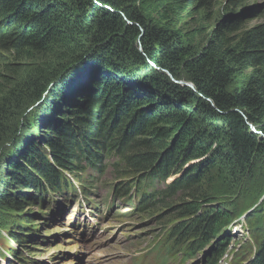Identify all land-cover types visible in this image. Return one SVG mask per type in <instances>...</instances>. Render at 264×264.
Instances as JSON below:
<instances>
[{
	"label": "trees",
	"instance_id": "16d2710c",
	"mask_svg": "<svg viewBox=\"0 0 264 264\" xmlns=\"http://www.w3.org/2000/svg\"><path fill=\"white\" fill-rule=\"evenodd\" d=\"M229 1L233 4L239 3V0ZM106 2L116 10V14H112L111 17L122 19L123 17L117 12L118 8L122 6L125 10L139 5L141 11L138 15H145L146 12L151 16L157 15L165 23H170L172 19H180L192 5L204 8L213 4L214 0H107ZM95 4L94 0H0V49L10 52L9 56H11L6 58V61L0 53L1 136L9 127L5 126V121L13 116L15 106L26 97H29L32 102L36 100L42 89H45V86L51 83L59 73L60 68L69 70L71 66H74L76 61L74 57H69V54H76L79 50L78 46L82 44H75L76 49L62 54L63 58L60 61L57 60L52 69L26 67L25 60L33 59L38 52H43L49 47L51 49V45L64 40L66 30L70 31L66 41L74 37V32L84 33L85 30L88 34L92 31L97 32L104 40L110 37L111 40L115 39L119 43L124 40L127 42L126 35L120 33L125 30L127 23H118L116 29L107 28L103 31L101 27H104V21L97 18L103 15L97 14L95 10L93 18L91 17ZM6 18H9L7 24L3 25V20ZM241 27L239 21L219 24L210 34L206 45L200 50L196 46L193 47V43L189 42V44L180 34L170 35L171 38H169L165 36L167 29H158L159 33L156 37L159 47L158 49L151 47L154 52L159 53L153 52L149 58L173 75L182 74L185 79L193 81L197 91L185 92L193 104L178 111V115L176 112L174 114L171 108L179 105H175L172 101L159 104L156 101L152 110H138L143 100L139 93L132 90L128 92L125 105H122L119 110L123 119L121 122H124V125L128 118H132L130 117L132 113L134 116L140 111L134 123L138 135H145L146 132L151 131L154 138L161 136L157 139L159 143H155L161 152L159 151L160 159L157 161L158 166L155 167L153 174L141 180H139L140 176L134 180L126 179L128 184L120 185L124 189L123 195L126 199L136 198L137 209L140 212L147 210L153 204L166 201L177 193H184V196L188 197L187 192L203 180H208L210 174L214 175L212 174L214 171L219 179H228L229 174L238 172L237 169L244 172L249 168L253 157L250 155L251 150L264 152L261 147L256 148L264 147V143H259L250 131L251 126L248 123L249 121L259 127L263 124L264 25L237 34ZM114 31H116L115 34ZM136 31L139 30L136 29ZM139 34L140 32H135L134 36L137 37ZM149 40L147 38V41ZM91 44H87L84 48L89 49ZM109 44L110 42L107 46ZM118 47L119 45H115L112 49L115 50L109 51L111 55L101 63L104 70L98 74L94 84H91V87L87 84L86 89L80 90L74 96L75 98L67 102V105L69 103L73 105L76 101L87 100L86 107L84 106L85 111L81 109L77 111L86 113V116L74 114L77 115L75 118L77 123L75 122L74 127L81 131L79 137L73 133V130L66 127V124L58 123V119L53 116L52 120L55 123L46 125V132L50 134V138H43L47 143L45 151L34 132L36 131L40 138L41 127L37 128L35 118H30L25 128V131L28 129L27 140L19 146L15 143L9 144L0 155V161L4 156L7 160L3 177H0V226L10 238L21 241L20 234L10 226H22L20 223L22 220L1 217L2 208L7 207L8 213L11 207L20 209L19 206L30 199L25 194H30L32 189L38 190L42 187L37 185L40 180L43 179L46 184L44 189L48 187L55 191L61 190L63 184H69L64 172L78 175L84 169L80 163L105 171L106 157L111 154L117 155L119 160L124 162L127 173L132 172V167L136 168L135 171L141 170V151L134 152L131 156L126 155L131 145L137 146V142L125 140L127 142L124 145L111 144L109 140L113 137L107 135L113 123L115 127L111 133L113 135L120 133L123 136L121 123L118 124L115 121L114 114V109L119 108L117 102L120 100L121 87L106 71L107 68H114L115 62L118 64L124 58L118 52ZM84 48L81 50L83 51ZM146 48L150 49L149 46ZM94 51H91L93 55ZM80 56L79 53L78 57ZM68 57L69 60H67ZM63 62L65 65L62 67ZM75 67H78L76 68L78 73L81 67ZM71 72H75V69ZM26 79H30V90L24 92L21 91L23 85L19 83L20 80ZM208 98L214 101L215 106L209 103ZM102 108H104L103 112H101ZM192 113L194 116H200L197 123H193L194 117L190 116ZM41 123L39 122L40 125ZM203 123L208 124V130H203L207 126L202 125ZM172 129L174 132L169 133L168 131ZM176 132H181L182 135L179 140L173 137L170 144V138ZM102 133H104L103 136ZM215 146V152L206 165L199 170L197 167L186 170L187 165L192 164H188L189 161L202 158ZM151 149L148 153L157 151ZM174 176L175 179L172 182H167ZM162 183H165L166 188L163 189L160 186ZM11 202H14V206L7 205ZM180 211V219L184 221L178 225L174 224L173 232L176 233V238L179 237L184 244L191 247V255L202 252L210 241L217 238L224 225L232 219L228 213L206 215L198 206H185ZM230 240L231 237H226L206 255L209 264L213 263L216 255L223 252ZM260 244L262 245L259 246L257 243L255 258L249 264H264V243ZM9 248L12 249L11 246Z\"/></svg>",
	"mask_w": 264,
	"mask_h": 264
},
{
	"label": "rangeland",
	"instance_id": "374dc122",
	"mask_svg": "<svg viewBox=\"0 0 264 264\" xmlns=\"http://www.w3.org/2000/svg\"><path fill=\"white\" fill-rule=\"evenodd\" d=\"M94 1L96 4L93 6L91 17L93 18L95 10L97 14L103 15L97 17L104 21V27H101L103 31L107 28L116 29L118 23H127V26L124 27L125 30L120 32L126 35L127 42L124 40L119 43L115 41V39L111 40L110 37L104 40L97 32L92 31V33L88 34L85 30L84 33L74 32V37L68 39L71 41H66L67 34L70 32L66 30V38L64 40H60L57 44L51 45V49L49 47L43 52H38L33 59L25 60L24 63H26V67L35 66L34 68L39 67L42 70L43 67L45 69H52V67L56 65L57 60L60 61L63 58L62 54L76 49L77 47L75 44H82L78 46L79 50L76 51V54H69V57H74L76 61L74 66H71L69 70L60 68L58 71L59 73L56 74L51 83L45 86V89H42L36 100L32 102L29 97H26V99H22L15 106L13 116L5 121V126L8 125L9 127L5 129L6 131L2 136L0 135V155L3 154L2 152L9 144L15 143L19 146L20 143L27 140L28 129L25 131V128H27V120L30 118H35L37 128L41 127V129L39 128L41 134L40 138L37 136V132H34L36 138L39 139L42 149L45 151L47 150L45 139L46 137L50 138V134L46 132V125H50L52 122L55 123V121L52 120L53 116L58 119V123H62L63 125L66 124L65 126L73 130V133L79 137L81 131H79L77 127H74L75 122L77 123V120H75L77 115L74 114L86 116V113H78L77 111L78 109L85 111L86 108H84V106L86 107L87 100L82 99L76 101L73 105H70L71 103L67 105V102L75 98L74 96H76L80 90L86 89L87 84H89V87H91V84H94L98 74L102 73V70H104L101 63L106 61L105 58L111 55L109 51H114L115 49L112 50L114 46L119 45L117 50L124 58L118 64L115 62L116 66L114 68H107L106 71L121 87V101L118 100L117 106L119 108H116V110L118 109L117 112L114 109V114L116 117L115 121H117L118 124L121 123L120 128L121 132H123V136H121L122 134L120 135V133L116 135L112 134L113 128L115 127L113 123L110 127L111 131L107 135H112L113 137H111L112 139L109 138V143L111 144L121 143V145H124L129 140L137 142V146L131 145L126 155L131 156L134 152L140 150L141 170L135 171L134 169L136 168L132 167V172L127 173L125 171V164L115 155H111L108 159L106 171L102 174L95 173V177L97 178L96 184L94 185L95 187L91 188L87 194L97 203L96 212L98 213V217H94L91 213L93 209H87L85 204V206L80 207L81 213L78 219V221H81L87 226L84 234L80 233L77 228L67 226H55L49 230L46 227H41L43 235H52L54 237L60 232L58 239L60 241L65 240L67 243L64 246L57 247L51 245V248L44 251V253H38L39 259L50 261V264H54L50 258L64 251L63 258L57 260L56 264H130L131 259L136 256L135 254L140 249H150V245L155 240H158L157 236L163 232V229L171 227L174 224L178 225L184 221L180 219L181 208L185 206H198L203 209V213H206V215L211 213L215 215L228 213L232 216V219L224 225L216 239L210 241L202 252L196 253V258L202 255L206 256L215 249L223 239L229 236L231 240L227 245L235 244L240 255L244 256L246 261H248L250 256L257 251V243L259 246L262 245L260 244L261 242L264 243V233H262L264 232V152L262 150L261 152H258V150L253 152V149L251 150L250 155L253 157L251 163H248L249 168L245 171L243 170L244 172L237 169L238 172L229 174L228 179H219L218 174H215L216 171H214L212 173L214 175L210 174L208 180H203L200 184L189 190L187 192L189 194L188 197H185L184 193H177L173 197L166 199V201L153 204L147 210L141 212L135 211L134 206L130 207V205H126L122 197L115 196L112 191V184L114 183L115 185L117 183L125 185L123 183L125 179L133 178L134 180L140 176L139 180H141L148 175H152L155 167L158 166L156 165L157 161L160 159V157H158V155H160V149L155 143H159L157 139L161 136H156L154 138L151 131L146 132L145 135L137 134L138 131L134 123L140 115V111L134 116H132L134 114L132 113L130 116L132 118H128L125 123L126 130L124 122H121L123 119L119 114V110L122 105H125L128 99V92L132 90L140 94L143 104L138 107V110H152L151 108L156 101L158 104L165 101H172L175 105H179L178 107L171 108L174 114L177 113L178 115V111L184 110L187 106L193 104L191 98H187L188 96L185 92L197 91L193 81L185 79L181 73L180 76L177 74L173 75L169 70L164 69V67L158 65L149 58L154 52L152 47L156 49L159 47V41L156 37L159 33L158 29H167L168 31L165 36L169 38H171L170 35H177L178 33L181 37L183 36L182 38L187 39L188 43H193V47L196 46L197 49L200 50L208 42L212 31L215 30L219 24L226 23L227 20L224 19V16L230 11H239L241 8L247 9L245 10L246 14L253 13L252 8L257 11L253 16L245 17L243 20L239 21L242 27L237 34H242L257 26L264 25V0H239V3L234 4L229 0H214L213 4L204 8H197L192 5V7H189L190 10L183 13L180 19H172L169 21L170 23H165L157 15L151 16L145 11V15H138L141 11V6L139 7V5H134L125 10L122 9L121 6L118 8L117 12L123 18L118 19L116 17H111L112 14H116V10L107 4V0ZM106 9L109 12L106 11ZM259 9L262 11L258 13ZM8 19L9 18L3 20V25L7 24ZM94 29L97 30L96 28ZM136 29L139 31H136ZM115 32L116 31H114V34ZM135 32H140V34L135 37ZM147 38L150 40L147 41ZM108 42H110L109 46H107ZM128 42H130V44ZM87 44H91L92 46H90L89 49L84 48ZM146 46H149L150 49H147ZM82 48H84L83 51L81 50ZM90 50L92 52L95 50L94 55ZM0 53L4 56V59L11 57L9 56L10 52L0 49ZM79 53L81 54L80 57H78ZM154 53L158 54L159 52L155 51ZM69 57L67 60H69ZM100 59L102 60L100 61ZM12 63L14 64V61H12ZM64 65L65 62L62 63V67ZM75 66L81 67L78 73H76V68L78 67ZM73 69H75V72H71ZM29 82L30 79H26L25 81L20 80L19 85H23L21 91L25 92L30 90ZM192 98L194 99V97ZM208 101L215 106L211 98H208ZM103 109L104 108L101 109V112H103ZM190 116L194 117V119H192L193 123H197L200 117L194 116L193 113ZM39 122H42L41 125ZM190 122H192L191 119ZM262 122L263 124L259 127L248 121L251 126L250 131L254 134L259 143H264V116ZM205 124L207 126L203 129L204 131L209 129L207 123H203L202 125ZM42 131H44V133H42ZM168 132L172 133L174 130L172 129ZM103 135L104 133H102V136ZM180 135H182L181 132L174 133L170 138V144L173 137L179 140L181 137ZM44 137L45 139H43ZM150 143L151 145L148 146ZM152 145H155V147H151ZM219 145L222 146L220 142ZM260 147L264 150L262 146H257L256 148ZM151 148L157 151L148 153V150ZM215 149L216 146L213 150L205 153V156L202 158L189 161L188 164H192L187 165L188 168L186 170L189 171L193 167H197L198 170L201 169V167L208 163ZM164 151L165 150H163V152ZM143 153L147 154L144 155ZM6 161L5 156L2 158V161H0V177H3ZM225 167L230 168L229 166ZM174 179L175 176L168 179L167 182H172ZM79 184V182H76L77 186H79ZM164 188H166L165 183H163V189ZM9 194L13 193L9 192ZM78 196L79 199H82L81 194L77 193L73 197V202H76ZM184 197L185 201H183ZM61 201L65 206H69L68 202L63 199ZM29 204L30 203H24L20 205V209L17 210L22 212L25 209V211H31L32 213L43 210V208L38 210L36 207H31ZM7 205L14 206V202ZM69 207H71V204ZM6 209L7 208H2L1 217L7 219L9 215L8 218L16 220L15 217L17 214L15 211L10 212L13 210L11 208L8 213ZM88 210H90L89 215L86 213ZM35 218L36 217H34V219ZM41 221L44 220H39V222ZM33 224H38V221L35 219ZM255 235L256 237H254ZM109 236L110 238H108ZM58 239H56V241L60 242ZM133 247L135 249H133ZM128 250L129 252H127ZM150 251L151 250L148 252Z\"/></svg>",
	"mask_w": 264,
	"mask_h": 264
},
{
	"label": "bare ground",
	"instance_id": "6f19581e",
	"mask_svg": "<svg viewBox=\"0 0 264 264\" xmlns=\"http://www.w3.org/2000/svg\"><path fill=\"white\" fill-rule=\"evenodd\" d=\"M122 163H124V162H122ZM80 166H82V168L86 169L88 172H86L85 174L79 175L76 179L70 181L69 184L72 185L73 188L81 189V190H87V189L94 188L95 187L94 185L96 184V180H97V178L95 177V173H101L102 174L104 171L96 170V169L92 168L91 166H88L87 164L80 163ZM78 179H81V180H78ZM76 181L80 183L79 187H81V188H79L76 185ZM37 185H42V187H40L41 190H43L44 187H46V184L44 183L43 179L40 180V183ZM115 185H114V183L112 184V191L114 192L115 196L117 195V197H120V198L123 197L122 191L121 190L117 191V189H115ZM25 195L27 197H30V199H28V201H26V203H30L29 205L31 207H36L38 210H40V208H43V210H44V207L41 205L43 204L46 206L45 201L39 200L36 196H34V194L32 192H31V194H25ZM27 197H26V199H27ZM82 199L85 201L87 209H93L91 211L92 215L94 217H98V213L96 212L97 211L96 210L97 209V203L94 202L89 197V195L82 196ZM5 208H7V207H5ZM11 208L13 210H11L10 212L15 211V213L17 214L15 219L16 220L21 219L22 221H20V223L22 224V227H25L26 229L19 232L20 237H21V241H18L14 238H10L8 245L11 246L13 251H14V253H11L8 251L7 248H5L6 241L4 240L3 231H2L1 226H0V231L2 232L0 234V258H2L7 264H40V259H39L40 257L38 254V248H36V245H35V238H34L35 235H34V231H33V228L37 225V224H33V222L35 220L34 217H37V215L40 214V211H37L36 213H32L31 211L27 212L24 209V211L20 212L13 207H11ZM6 211H7V209H6ZM74 211H75L76 217L79 219V216L81 213L80 209L75 208ZM86 213H87V215H89L90 210H88ZM8 217H9V215L7 216V218ZM59 234H60V232H58V235ZM50 237H51V235H49V238ZM108 238H110V236ZM157 239H159V237ZM23 247H30V249L28 250L27 253H25V251L23 250ZM133 249H135V248L133 247ZM150 250L156 251V249L152 246L150 247ZM152 251L148 252V258H154V254ZM127 252H129V250ZM63 253H64V251H62L60 254H55L54 256H56V255L60 256V255H63ZM135 257L137 258V261H139L140 256L136 255ZM41 264H46V261L43 260L41 262Z\"/></svg>",
	"mask_w": 264,
	"mask_h": 264
},
{
	"label": "water",
	"instance_id": "95a60500",
	"mask_svg": "<svg viewBox=\"0 0 264 264\" xmlns=\"http://www.w3.org/2000/svg\"><path fill=\"white\" fill-rule=\"evenodd\" d=\"M245 10H247V9H244V8H241V10H239V11H230V12H226L225 14V16H224V19H226L227 21L226 22H230V21H235V20H238V21H241V20H243L245 17H251V16H253L255 13H257V11L256 10H254L253 8H252V10H253V13H247L246 14V11ZM262 10L261 9H259L258 10V13L259 12H261ZM244 13V14H243ZM243 14V15H242ZM1 23V22H0ZM53 84H54V82L52 83V88H53ZM56 84V83H55Z\"/></svg>",
	"mask_w": 264,
	"mask_h": 264
}]
</instances>
